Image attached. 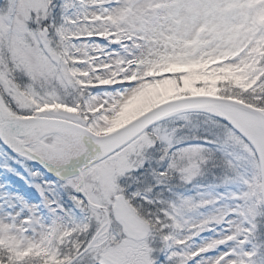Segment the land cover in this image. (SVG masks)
Wrapping results in <instances>:
<instances>
[{
    "label": "snow or ice",
    "instance_id": "snow-or-ice-1",
    "mask_svg": "<svg viewBox=\"0 0 264 264\" xmlns=\"http://www.w3.org/2000/svg\"><path fill=\"white\" fill-rule=\"evenodd\" d=\"M13 165L0 264H264V0H0Z\"/></svg>",
    "mask_w": 264,
    "mask_h": 264
},
{
    "label": "rangeland",
    "instance_id": "rangeland-1",
    "mask_svg": "<svg viewBox=\"0 0 264 264\" xmlns=\"http://www.w3.org/2000/svg\"><path fill=\"white\" fill-rule=\"evenodd\" d=\"M13 167L15 172H8L0 167V206H11L12 209H16L25 202L28 204L41 203L40 194L34 186L40 182L39 178L31 176L19 165H13ZM50 175L46 174L44 179H49ZM202 235L207 237L211 234Z\"/></svg>",
    "mask_w": 264,
    "mask_h": 264
}]
</instances>
